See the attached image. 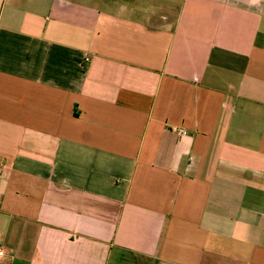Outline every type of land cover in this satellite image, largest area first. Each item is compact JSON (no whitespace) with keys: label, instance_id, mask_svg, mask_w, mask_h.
<instances>
[{"label":"crops","instance_id":"1","mask_svg":"<svg viewBox=\"0 0 264 264\" xmlns=\"http://www.w3.org/2000/svg\"><path fill=\"white\" fill-rule=\"evenodd\" d=\"M0 247L264 264V0H0Z\"/></svg>","mask_w":264,"mask_h":264},{"label":"built area","instance_id":"2","mask_svg":"<svg viewBox=\"0 0 264 264\" xmlns=\"http://www.w3.org/2000/svg\"><path fill=\"white\" fill-rule=\"evenodd\" d=\"M178 134H180V135H183V134H185L184 133V131H182V130H175ZM5 255V251H4V249L2 248V247H0V258L1 257H3Z\"/></svg>","mask_w":264,"mask_h":264}]
</instances>
